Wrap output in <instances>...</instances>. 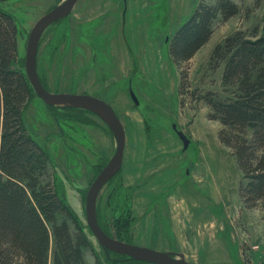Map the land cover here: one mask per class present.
Instances as JSON below:
<instances>
[{
	"label": "rangeland",
	"instance_id": "1",
	"mask_svg": "<svg viewBox=\"0 0 264 264\" xmlns=\"http://www.w3.org/2000/svg\"><path fill=\"white\" fill-rule=\"evenodd\" d=\"M62 1L0 0V8L11 11L16 20L22 60L33 24ZM124 1L77 0L66 17L55 21L58 24L51 23L42 33L37 52V67L43 79L50 91L88 93L105 100L123 122L127 120L124 111L133 106L143 117L149 137L165 131L176 134L173 125L182 130L190 142L182 151L180 176L186 175L188 167L192 171L182 194L196 198L193 203L198 207L185 199L186 207L191 209V223L198 227L201 240L208 238V245L201 246L198 253L196 247L187 250V259L193 264H243V258H249L254 264H264V207L246 206L242 201L241 171L231 150L218 137L223 126L207 118L210 109L199 97L207 90H222L223 64L209 66L214 45L235 30L250 33L255 27L261 29L264 0H233L240 11L225 21L216 20L208 42L183 65L187 78L183 79L186 83L180 87L181 93V74L169 54L168 40L200 0ZM61 28L65 36H59ZM132 30L152 55L149 60L144 58L142 67L138 66L139 50L131 47ZM34 96L24 111L25 125L49 151L50 173L85 225V193L100 171L95 174L102 157L108 160L113 154L114 137L94 114H84L89 125L71 120L55 123L47 104ZM110 186L105 184L99 194L103 208L107 206ZM173 226L178 230L185 224L178 221ZM109 227L114 231L112 225ZM85 231L94 251L84 250V263L111 264L109 258L113 256L107 259L93 234ZM181 239L179 236L172 244L161 235L156 239L158 245H149L173 250L182 248ZM48 264H53L51 250Z\"/></svg>",
	"mask_w": 264,
	"mask_h": 264
},
{
	"label": "trees",
	"instance_id": "2",
	"mask_svg": "<svg viewBox=\"0 0 264 264\" xmlns=\"http://www.w3.org/2000/svg\"><path fill=\"white\" fill-rule=\"evenodd\" d=\"M239 11L233 0L213 3L200 0L169 37L168 51L181 74L180 93V87L186 83L183 79L187 78L183 65L208 42L216 20L225 21ZM60 31L59 36H65V29ZM220 64H223L222 90H207L199 97L210 109L207 118L223 126L218 137L231 150L241 171L242 201L246 206L264 207V23L261 29L255 27L250 33L235 30L217 42L209 66L215 68ZM37 71L49 90L40 67ZM34 95L19 54L16 20L11 11L1 7L0 264H48L50 250L53 264H85L84 250L94 251L85 229L91 231L60 193L49 170V151L29 133L24 122V111ZM47 106L57 124L62 120L91 123L84 114L93 113L85 109ZM106 161L107 157H102L95 174ZM110 184L107 206L101 207V196L98 197V223L108 235L133 243L130 210L133 188L124 186L120 170L106 186ZM101 248L107 259L113 256L109 258L111 264H154ZM243 264L254 263L243 258Z\"/></svg>",
	"mask_w": 264,
	"mask_h": 264
},
{
	"label": "crops",
	"instance_id": "3",
	"mask_svg": "<svg viewBox=\"0 0 264 264\" xmlns=\"http://www.w3.org/2000/svg\"><path fill=\"white\" fill-rule=\"evenodd\" d=\"M132 25L135 27L133 22ZM136 36L132 30L131 40L134 47L130 45L136 52L139 50L138 66L142 67L144 58L149 60L152 55L144 46V42L139 43ZM124 112L127 120L121 121L125 125L126 138L120 174L124 186L133 188L130 204L132 242L151 247L149 244H156V239L161 235L172 244L181 236L179 243L182 244V248H173L171 251H180L187 259V250L196 247L198 253L201 246L208 245V238L201 240L198 227L191 223V209L189 211L186 207L185 199L190 205L198 207L193 203L196 198L193 196L186 198L182 194L184 185L190 181L187 178L192 174L191 168L188 167L184 176L187 180L184 181L185 178L180 176L183 172L182 143L173 132L165 131L154 138L149 137L145 121L137 109L131 106ZM178 221L185 224L184 228L178 230L174 228L173 222ZM214 240L213 242L218 244ZM213 242L209 241V244L214 247Z\"/></svg>",
	"mask_w": 264,
	"mask_h": 264
},
{
	"label": "water",
	"instance_id": "4",
	"mask_svg": "<svg viewBox=\"0 0 264 264\" xmlns=\"http://www.w3.org/2000/svg\"><path fill=\"white\" fill-rule=\"evenodd\" d=\"M76 2L77 0H63L36 20L27 37L24 70L35 94L46 104L85 109L100 118L114 137L115 147L113 154L95 175L85 193L84 211L87 226L101 247L126 255L132 259L154 264H193L180 251L159 250L110 236L104 232L98 223L97 202L99 194L107 181L120 170L122 165L126 138L124 124L113 107L95 95L47 90L40 81L36 65L38 46L43 31L51 23L66 17ZM132 96L135 99L133 94ZM173 130L182 142V149L185 150L190 139L176 125H173Z\"/></svg>",
	"mask_w": 264,
	"mask_h": 264
},
{
	"label": "flooded vegetation",
	"instance_id": "5",
	"mask_svg": "<svg viewBox=\"0 0 264 264\" xmlns=\"http://www.w3.org/2000/svg\"><path fill=\"white\" fill-rule=\"evenodd\" d=\"M123 1H124V0H123ZM124 4H126L125 1H124ZM73 7H74V6H73ZM50 25H51V24H50ZM50 25H49V26H50Z\"/></svg>",
	"mask_w": 264,
	"mask_h": 264
}]
</instances>
